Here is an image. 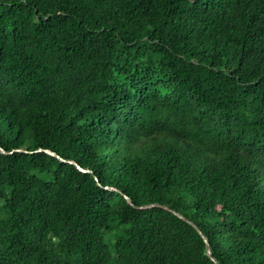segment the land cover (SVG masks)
<instances>
[{"label": "trees", "instance_id": "1", "mask_svg": "<svg viewBox=\"0 0 264 264\" xmlns=\"http://www.w3.org/2000/svg\"><path fill=\"white\" fill-rule=\"evenodd\" d=\"M0 147V264H264V0H0Z\"/></svg>", "mask_w": 264, "mask_h": 264}, {"label": "water", "instance_id": "2", "mask_svg": "<svg viewBox=\"0 0 264 264\" xmlns=\"http://www.w3.org/2000/svg\"><path fill=\"white\" fill-rule=\"evenodd\" d=\"M40 150H43L47 153H49L50 155L52 156H55L57 157L58 159H60L61 161H67L69 163H73L75 164V166L81 170V171H90L89 169H85V168H81L76 162L74 161H71V160H65L63 158H61L58 154H56L55 152L49 150V149H37V151H40ZM0 151L2 153H4L3 149L0 147ZM21 151H25V150H21ZM110 189H114L113 187H108ZM124 198L125 200L127 201V203L131 206H133L135 209H147V208H152V207H158V208H162V209H165L167 211H170L171 213H173L174 215H176L177 217H179L180 219H182L183 221L187 222L188 224H190L197 232L198 234L202 237L204 243H205V247H206V254L207 256L214 262V264H218L217 260L212 256L211 254V248H210V244H209V241L207 239V237L203 234V232L198 228V226L193 222L191 221L190 219H188L187 217H185L184 215H182L181 213H179L178 211L174 210V209H171L170 207L166 206V205H163V204H160V203H147V204H142V205H136L134 204L131 199L124 195Z\"/></svg>", "mask_w": 264, "mask_h": 264}]
</instances>
